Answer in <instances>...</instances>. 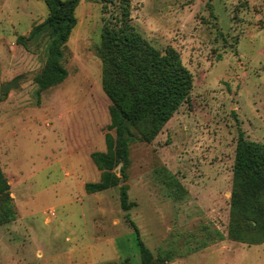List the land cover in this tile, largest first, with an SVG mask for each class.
Masks as SVG:
<instances>
[{
  "label": "rangeland",
  "instance_id": "374dc122",
  "mask_svg": "<svg viewBox=\"0 0 264 264\" xmlns=\"http://www.w3.org/2000/svg\"><path fill=\"white\" fill-rule=\"evenodd\" d=\"M117 9V0H78L60 59L67 74L41 89L46 37L17 38L48 8L0 0V87L18 77L0 92L9 185L0 264H264V242L229 234L238 143H264V0H130L134 29L160 52L179 53L192 89L154 136L125 126L126 167L116 163V184L88 192L103 171L91 153L106 151L108 134L119 137L100 55Z\"/></svg>",
  "mask_w": 264,
  "mask_h": 264
},
{
  "label": "trees",
  "instance_id": "16d2710c",
  "mask_svg": "<svg viewBox=\"0 0 264 264\" xmlns=\"http://www.w3.org/2000/svg\"><path fill=\"white\" fill-rule=\"evenodd\" d=\"M115 1V0H104ZM113 22L102 30L100 55L103 64L102 86L112 102L111 113L118 128L115 140L107 135L105 152H93L95 164L103 169L98 182L86 183L88 192L102 191L116 184L114 165L127 164L126 139H121L125 126L136 127L143 138H150L185 102L192 89V74L172 47L164 52L151 46L130 23V0H117ZM48 15L35 25L28 36L20 35L21 44L46 37L47 61L36 77L41 89L63 80L67 74L60 63L62 47L76 23L74 10L78 0H44ZM127 129V128H126ZM115 142L121 147L116 151ZM8 181L0 167V199L8 196ZM121 206L129 207L126 189L120 193ZM7 213L2 207L1 213ZM232 222L229 234L248 243L264 242V143L241 140L236 150L234 191L231 198ZM141 255L148 249L139 243Z\"/></svg>",
  "mask_w": 264,
  "mask_h": 264
},
{
  "label": "water",
  "instance_id": "95a60500",
  "mask_svg": "<svg viewBox=\"0 0 264 264\" xmlns=\"http://www.w3.org/2000/svg\"><path fill=\"white\" fill-rule=\"evenodd\" d=\"M17 82H18V77L12 79L10 82H8V83H6L0 87V92L4 93V92L9 91L12 88H16L17 84H18Z\"/></svg>",
  "mask_w": 264,
  "mask_h": 264
}]
</instances>
